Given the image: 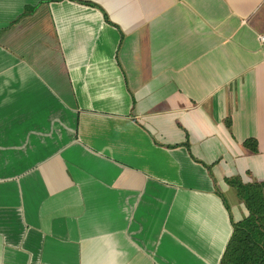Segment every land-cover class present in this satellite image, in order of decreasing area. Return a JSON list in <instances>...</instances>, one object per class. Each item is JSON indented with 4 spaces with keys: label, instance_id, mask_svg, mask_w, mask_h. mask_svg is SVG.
<instances>
[{
    "label": "crops",
    "instance_id": "obj_1",
    "mask_svg": "<svg viewBox=\"0 0 264 264\" xmlns=\"http://www.w3.org/2000/svg\"><path fill=\"white\" fill-rule=\"evenodd\" d=\"M260 35L264 0H0V264H222Z\"/></svg>",
    "mask_w": 264,
    "mask_h": 264
},
{
    "label": "trees",
    "instance_id": "obj_2",
    "mask_svg": "<svg viewBox=\"0 0 264 264\" xmlns=\"http://www.w3.org/2000/svg\"><path fill=\"white\" fill-rule=\"evenodd\" d=\"M251 142L256 144L255 140ZM234 185L249 214L234 223L221 263L264 264V182L236 181Z\"/></svg>",
    "mask_w": 264,
    "mask_h": 264
},
{
    "label": "built area",
    "instance_id": "obj_3",
    "mask_svg": "<svg viewBox=\"0 0 264 264\" xmlns=\"http://www.w3.org/2000/svg\"><path fill=\"white\" fill-rule=\"evenodd\" d=\"M261 41H264V35H260Z\"/></svg>",
    "mask_w": 264,
    "mask_h": 264
}]
</instances>
